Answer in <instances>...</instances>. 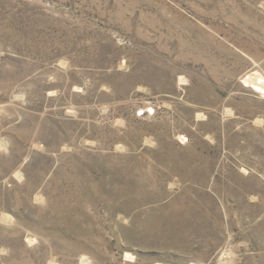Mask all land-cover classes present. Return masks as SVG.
I'll list each match as a JSON object with an SVG mask.
<instances>
[{"label":"rangeland","instance_id":"374dc122","mask_svg":"<svg viewBox=\"0 0 264 264\" xmlns=\"http://www.w3.org/2000/svg\"><path fill=\"white\" fill-rule=\"evenodd\" d=\"M263 86L264 0H0V264H264Z\"/></svg>","mask_w":264,"mask_h":264},{"label":"bare ground","instance_id":"6f19581e","mask_svg":"<svg viewBox=\"0 0 264 264\" xmlns=\"http://www.w3.org/2000/svg\"><path fill=\"white\" fill-rule=\"evenodd\" d=\"M254 77H255V76L252 75V76H250L249 79H254ZM255 80H256V79H255ZM262 84H263V83H262ZM261 86H262V85H261ZM257 87H258V86H257ZM261 88H262V87H261ZM263 88H264V86H263Z\"/></svg>","mask_w":264,"mask_h":264}]
</instances>
